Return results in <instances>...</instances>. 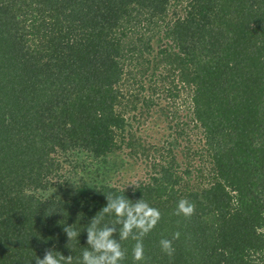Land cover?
I'll list each match as a JSON object with an SVG mask.
<instances>
[{
	"label": "trees",
	"instance_id": "trees-1",
	"mask_svg": "<svg viewBox=\"0 0 264 264\" xmlns=\"http://www.w3.org/2000/svg\"><path fill=\"white\" fill-rule=\"evenodd\" d=\"M106 194L162 216L121 264H264V0H0V264H77Z\"/></svg>",
	"mask_w": 264,
	"mask_h": 264
},
{
	"label": "clouds",
	"instance_id": "clouds-1",
	"mask_svg": "<svg viewBox=\"0 0 264 264\" xmlns=\"http://www.w3.org/2000/svg\"><path fill=\"white\" fill-rule=\"evenodd\" d=\"M107 205L92 218L87 226V244L81 253L77 264H121L127 258V250L121 245V241L133 240L135 244L132 249V257L135 262L145 261L144 238L157 226L162 216L158 209L150 206L143 199L135 202L125 196H112L106 194ZM196 206L187 199L178 201L175 214L190 218L195 214ZM102 214H115L117 219L111 225L105 224L102 227ZM119 226V227H117ZM119 233V238L115 234ZM69 241L80 236V233L72 229V226H65ZM180 233L173 234L172 240L161 239V250L169 257L175 254L173 240H177ZM36 264H73L72 255H57L53 250L45 251L43 258L38 257Z\"/></svg>",
	"mask_w": 264,
	"mask_h": 264
}]
</instances>
